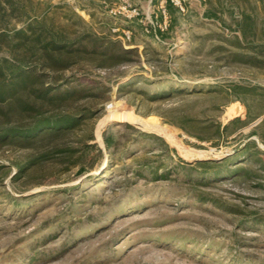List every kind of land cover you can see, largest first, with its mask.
Listing matches in <instances>:
<instances>
[{
    "label": "rangeland",
    "instance_id": "1",
    "mask_svg": "<svg viewBox=\"0 0 264 264\" xmlns=\"http://www.w3.org/2000/svg\"><path fill=\"white\" fill-rule=\"evenodd\" d=\"M148 1L0 0V129L76 118L0 139V264H264V0Z\"/></svg>",
    "mask_w": 264,
    "mask_h": 264
},
{
    "label": "trees",
    "instance_id": "2",
    "mask_svg": "<svg viewBox=\"0 0 264 264\" xmlns=\"http://www.w3.org/2000/svg\"><path fill=\"white\" fill-rule=\"evenodd\" d=\"M37 38L36 40H38ZM94 46L97 44V41L93 43ZM52 46L53 49L62 51L67 49L68 44H57L52 43L46 44L44 46V49H47L49 46ZM87 49V48H86ZM96 51V47H94V53ZM104 54V53H102ZM54 54H48L47 56L52 58ZM106 55V54H105ZM9 74L12 78V80H9L5 76V72L2 71V68L0 67V104L6 103L7 101L13 100L15 97L16 92L19 91V89L26 88L31 82L35 81L32 80V74L27 71H22L20 68H13L12 66L9 67ZM8 79V80H7ZM254 89L249 88L247 91L252 92ZM42 97H46L47 99L51 101H57V100H63L66 101V99H69L72 94L68 95L66 92H53L52 89L46 88V90H42L39 94ZM60 98V99H59ZM29 105L25 106L24 110H30L32 108L28 107ZM12 108V107H10ZM36 124L28 127H19V128H4L0 129V139H4L6 137H16L20 136L24 138V141L28 142L29 140H37V141H43L45 139H57L63 134H66L74 125H76V118L69 117V116H59L57 118H38L35 122ZM219 133V132H218ZM247 149L245 147L243 149V152ZM256 154H264L261 150H257L253 157L256 156ZM208 161L201 162L200 164H207ZM239 170H242L239 168ZM246 170V169H245Z\"/></svg>",
    "mask_w": 264,
    "mask_h": 264
},
{
    "label": "built area",
    "instance_id": "3",
    "mask_svg": "<svg viewBox=\"0 0 264 264\" xmlns=\"http://www.w3.org/2000/svg\"><path fill=\"white\" fill-rule=\"evenodd\" d=\"M164 1H167V0H164ZM169 1H171L177 7H180L179 9H181L182 11H184L186 8L184 7V4H183L184 0H169ZM122 9H123L122 11H124V13L127 15L128 18H135L141 15L138 8H131L127 5V6H124ZM164 13H166L165 9H164Z\"/></svg>",
    "mask_w": 264,
    "mask_h": 264
},
{
    "label": "crops",
    "instance_id": "4",
    "mask_svg": "<svg viewBox=\"0 0 264 264\" xmlns=\"http://www.w3.org/2000/svg\"><path fill=\"white\" fill-rule=\"evenodd\" d=\"M152 0H149L148 2H151Z\"/></svg>",
    "mask_w": 264,
    "mask_h": 264
},
{
    "label": "water",
    "instance_id": "5",
    "mask_svg": "<svg viewBox=\"0 0 264 264\" xmlns=\"http://www.w3.org/2000/svg\"><path fill=\"white\" fill-rule=\"evenodd\" d=\"M206 159H209V158H206Z\"/></svg>",
    "mask_w": 264,
    "mask_h": 264
}]
</instances>
